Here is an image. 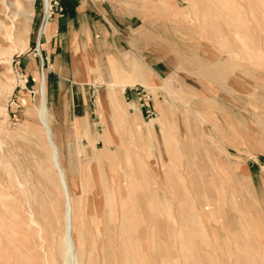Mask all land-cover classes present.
Segmentation results:
<instances>
[{
  "label": "rangeland",
  "instance_id": "obj_1",
  "mask_svg": "<svg viewBox=\"0 0 264 264\" xmlns=\"http://www.w3.org/2000/svg\"><path fill=\"white\" fill-rule=\"evenodd\" d=\"M62 2L41 32L44 0H0V264L64 263L62 182L76 264H264V0H139L134 41L57 84Z\"/></svg>",
  "mask_w": 264,
  "mask_h": 264
},
{
  "label": "crops",
  "instance_id": "obj_2",
  "mask_svg": "<svg viewBox=\"0 0 264 264\" xmlns=\"http://www.w3.org/2000/svg\"><path fill=\"white\" fill-rule=\"evenodd\" d=\"M138 2L139 0H63L64 16L53 19L42 38L45 58L52 60L54 66L52 73L56 83L87 81L80 74L82 71L86 72V68L82 62H78L86 52L94 60H107L110 57L107 49L111 42L120 46L122 43L128 44L130 40L134 41L132 36L139 27V16L133 12L132 5ZM40 40L38 37L37 41ZM27 46L30 49V41ZM57 93L55 114L60 116L59 126H63L66 124L65 115L68 114L63 101L68 91H65V97L62 92L59 95ZM74 95L71 90L72 101ZM85 107L84 99V113Z\"/></svg>",
  "mask_w": 264,
  "mask_h": 264
},
{
  "label": "bare ground",
  "instance_id": "obj_3",
  "mask_svg": "<svg viewBox=\"0 0 264 264\" xmlns=\"http://www.w3.org/2000/svg\"><path fill=\"white\" fill-rule=\"evenodd\" d=\"M32 1V0H31ZM189 2V1H188ZM187 2V3H188ZM189 5V4H188ZM48 8H49V0H44V11H45V14H47L48 12ZM46 20V18H45ZM45 26H46V22L44 21V24H43V28L41 29V32H44L45 31ZM117 92L116 91H113L109 94V98L110 99H115L114 97L116 96ZM39 99H40V104H39V109H38V113H37V118H38V122L41 126V128L43 129V131L45 132V135H46V140H47V143L50 147V150H51V156H52V161L54 163V165L57 167V153H56V145L53 141V134L49 128V115H48V112H47V108H46V99H45V86H44V76L41 77V81H40V91H39ZM35 115V113H34ZM33 116V114H32ZM31 116V117H32ZM59 166V165H58ZM59 170V168H58ZM61 174V173H60ZM207 185V184H206ZM63 187V190H64V193H65V198H67V202H66V219H67V222H66V236H65V240H64V247H65V253H64V258H63V261L64 263L63 264H76V259H77V256L74 257V254L72 252V247H71V243H73L72 241V238H71V233H72V212H73V208H72V204H71V198H70V194H69V191H67L65 189V185H64V182H62V185ZM201 204V203H200ZM123 214V213H122ZM127 217V216H126ZM121 225H122V222H120ZM119 227V230H120V226ZM117 227V228H118ZM122 231V230H121ZM119 232L120 234H122V232ZM145 231V230H144ZM125 232H126V229H125ZM124 232V233H125ZM258 234H260L262 237H264V225L261 224L259 230H258ZM133 233V232H132ZM83 234V233H82ZM80 234V236L78 237V247L80 249H82V247L84 246V240H83V235ZM134 235V234H133ZM139 235V234H138ZM151 235V234H150ZM153 235V234H152ZM135 236V235H134ZM100 237V236H99ZM132 237V236H131ZM150 237V236H149ZM153 237V236H152ZM118 238V236H117ZM122 238V237H121ZM151 239V238H150ZM153 240V239H151ZM136 242V241H135ZM110 243V242H109ZM115 243V242H114ZM126 243V242H125ZM114 245V244H113ZM122 245V243H121ZM120 245V246H121ZM135 246V245H134ZM63 247V248H64ZM122 247V246H121ZM125 255V254H124ZM120 256V255H119ZM110 258V257H109ZM131 260V259H130ZM250 261V260H249ZM106 262V261H105ZM133 262V260H132ZM86 263V262H85ZM88 263V261H87ZM120 264H132L130 263L129 261L125 260L124 258H122L119 262ZM102 264V263H101ZM162 264H165V262H163Z\"/></svg>",
  "mask_w": 264,
  "mask_h": 264
},
{
  "label": "built area",
  "instance_id": "obj_4",
  "mask_svg": "<svg viewBox=\"0 0 264 264\" xmlns=\"http://www.w3.org/2000/svg\"><path fill=\"white\" fill-rule=\"evenodd\" d=\"M43 1V0H42ZM54 4L56 5V6H59V4H58V2L57 1H55L54 2ZM62 8L59 6V8H58V10H57V14L59 15V16H61V13H62ZM53 14V12H51V6H50V0H49V8H48V12H47V14H45L44 13V11H43V23H44V21L46 22V24L48 23V20L50 19V17H51V15ZM45 18H46V20H45ZM42 23V24H43Z\"/></svg>",
  "mask_w": 264,
  "mask_h": 264
}]
</instances>
